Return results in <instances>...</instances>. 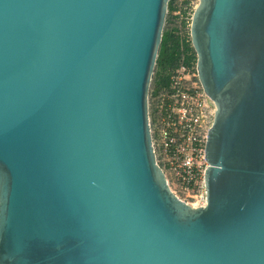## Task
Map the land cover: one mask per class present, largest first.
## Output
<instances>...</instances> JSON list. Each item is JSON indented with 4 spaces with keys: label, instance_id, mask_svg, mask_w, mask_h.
Listing matches in <instances>:
<instances>
[{
    "label": "water",
    "instance_id": "1",
    "mask_svg": "<svg viewBox=\"0 0 264 264\" xmlns=\"http://www.w3.org/2000/svg\"><path fill=\"white\" fill-rule=\"evenodd\" d=\"M170 0H0V264H264V0H200L207 202L157 165Z\"/></svg>",
    "mask_w": 264,
    "mask_h": 264
},
{
    "label": "built area",
    "instance_id": "2",
    "mask_svg": "<svg viewBox=\"0 0 264 264\" xmlns=\"http://www.w3.org/2000/svg\"><path fill=\"white\" fill-rule=\"evenodd\" d=\"M199 3L200 0H173L172 12L179 24L174 31L179 43L178 64L169 73L168 86L151 90L148 97L157 165L172 193L194 208L207 202L206 145L216 114V105L199 80L198 57L191 39Z\"/></svg>",
    "mask_w": 264,
    "mask_h": 264
},
{
    "label": "trees",
    "instance_id": "3",
    "mask_svg": "<svg viewBox=\"0 0 264 264\" xmlns=\"http://www.w3.org/2000/svg\"><path fill=\"white\" fill-rule=\"evenodd\" d=\"M172 2L173 0H170V10H172ZM162 39L160 56L157 61L159 68V78L156 81L157 89L168 86L169 73L177 66L179 59V43L174 35V31H167Z\"/></svg>",
    "mask_w": 264,
    "mask_h": 264
},
{
    "label": "rangeland",
    "instance_id": "4",
    "mask_svg": "<svg viewBox=\"0 0 264 264\" xmlns=\"http://www.w3.org/2000/svg\"><path fill=\"white\" fill-rule=\"evenodd\" d=\"M169 3H170V1H169ZM169 6L170 5H168L166 21H165L164 30H163V36L167 31H170V30L176 31L177 30L176 27L179 26L178 21L175 20L176 18H174L173 12H172V10H170ZM185 17H186L185 13L182 12V18L184 19ZM161 45H162V43H161ZM160 51H161V47H160V50L158 53L157 61H158L159 56H160ZM158 75H159V68H158V63L156 62L154 74L152 76V81H151V85H150V91L156 88V86H157L156 81L159 78Z\"/></svg>",
    "mask_w": 264,
    "mask_h": 264
}]
</instances>
